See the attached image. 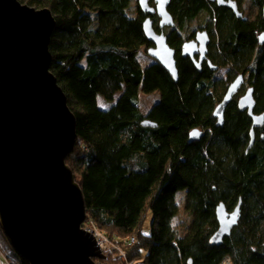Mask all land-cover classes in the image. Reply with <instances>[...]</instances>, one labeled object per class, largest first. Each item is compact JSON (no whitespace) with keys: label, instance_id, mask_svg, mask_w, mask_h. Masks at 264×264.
Returning a JSON list of instances; mask_svg holds the SVG:
<instances>
[{"label":"trees","instance_id":"trees-1","mask_svg":"<svg viewBox=\"0 0 264 264\" xmlns=\"http://www.w3.org/2000/svg\"><path fill=\"white\" fill-rule=\"evenodd\" d=\"M19 1L49 7L55 16L50 70L76 116L75 150L66 161L81 185L87 218L136 264H223L227 258L231 264H264V124L255 127L249 146L253 119L235 98L223 125L213 115L239 72L253 87L254 111L264 113V44L256 38L263 17L242 19L209 0H171L168 9L178 27L168 41L178 52L175 79L159 62L139 61L140 50L148 54L153 43L138 0ZM202 12L212 30L213 61L230 69L225 79H214L209 66L197 70L179 53L182 27ZM155 91L160 99L147 112L140 110V92ZM99 96L113 104L101 107ZM197 128L205 135L189 141ZM179 192L190 215L183 234L175 220ZM239 201L237 225L213 245L216 206L224 202L232 211ZM0 239L13 264H29L2 228Z\"/></svg>","mask_w":264,"mask_h":264},{"label":"water","instance_id":"water-1","mask_svg":"<svg viewBox=\"0 0 264 264\" xmlns=\"http://www.w3.org/2000/svg\"><path fill=\"white\" fill-rule=\"evenodd\" d=\"M138 1L144 12H155L149 0ZM170 2L156 0L162 27L175 24L168 9ZM218 3L241 16L235 1ZM55 27V16L49 7L0 0V228L11 247L29 264H95L94 257L105 256L93 235L81 227L87 219L84 194L66 161L75 150L76 116L50 70L49 43ZM143 29L147 40L154 44L148 54L178 79L175 49L167 42L165 31L156 32L149 16ZM259 38L263 43L264 32ZM198 41L204 56L208 33L200 32ZM197 44L194 40L185 42L182 53L194 56ZM243 81L240 74L229 83L213 113L217 126L223 125L227 105ZM238 106L253 119L252 146L255 127L264 124V113L253 111V87L241 94ZM143 125L157 126L148 120ZM202 136V130L193 129L189 141ZM216 207L219 226L210 238L213 245L221 244L237 225L241 201L232 211L224 202Z\"/></svg>","mask_w":264,"mask_h":264},{"label":"flooded vegetation","instance_id":"flooded-vegetation-1","mask_svg":"<svg viewBox=\"0 0 264 264\" xmlns=\"http://www.w3.org/2000/svg\"><path fill=\"white\" fill-rule=\"evenodd\" d=\"M210 2L212 3H216L217 6L219 7H227L229 8L230 10L233 11V9H231L230 7L228 6H223V5H219L218 3V0H214V1H211L209 0ZM227 1V0H225ZM232 1H235L238 5V8L240 9V5H239V2L238 0H232ZM149 5L150 7L154 8L155 9V12H147V15L151 18V20L153 21V26L156 30V32H162L165 31V34L167 35V42L169 41V36L171 35V33L173 32L172 30L173 29H176L178 30V27H177V19H175L174 15L173 16V19L175 20V24L174 25H170V26H165V27H162L160 25V22H161V16L159 15V12H158V9H156V6H157V3H156V0H149ZM252 5L256 6L257 8V12L256 14L254 15V17L251 18V16H244V13H242V11L240 10V13H241V16H237L236 13L233 11V13L235 14L236 17H240L242 19H246V20H250V21H258L260 19V17H263L264 19V14H263V8H264V0H252ZM146 13V12H145ZM147 16V17H148ZM208 18L205 17V20H203L200 24H198L199 26H196L194 27L193 29H190V32H188L187 34H185L184 36V40L182 42V45H181V48H180V51L179 53H181V57L184 58V60L186 61V63H191L193 64V66L197 69V70H202L205 66H209L211 67L212 70H214V72L216 73L217 70L219 69H224L225 73H226V78L228 77V71L230 70L229 68H227L226 66H221L219 67L218 65H216V63L213 61V48H212V30H210V24L208 23ZM217 18H215L214 20V23L216 21ZM264 21V20H263ZM206 31L208 33V40H209V43L207 44L206 48H205V55L203 56L202 52H200L199 48L201 46V42L198 41V35H200V32H204ZM264 32L263 29H260L259 31H257V34H256V38L258 39V44L261 46L263 43L260 42V38H259V35L260 33ZM197 41L198 44H197V47H198V50L197 52L194 54V56H190V55H187L185 56L183 53H182V48H183V44L187 41ZM170 44V43H169ZM154 45V44H153ZM152 45V46H153ZM172 48L175 49V59H176V64H177V55H178V52L176 50L175 47H173L172 45H170ZM153 58V57H152ZM154 59V58H153ZM155 61H157L156 59H154ZM153 60V61H154ZM177 67H178V64H177ZM213 67H216V69H213ZM240 74H243L244 76V81H243V84L242 86L240 87V90L237 94H235L234 98L237 100L238 102V99L241 97V94L245 93L247 89L251 88L250 84L247 83V80H246V76L244 73H240L239 72V75ZM237 74L236 77L239 76ZM235 77V78H236ZM248 77V75H247ZM234 78V79H235ZM233 79V80H234ZM233 80H231L230 82H232ZM229 82V83H230ZM230 85V84H229ZM229 87V86H228ZM228 89V88H227ZM233 98V99H234ZM254 111V109H253ZM254 113H256L254 111ZM259 114V113H257ZM205 131H203V135H205Z\"/></svg>","mask_w":264,"mask_h":264},{"label":"rangeland","instance_id":"rangeland-1","mask_svg":"<svg viewBox=\"0 0 264 264\" xmlns=\"http://www.w3.org/2000/svg\"><path fill=\"white\" fill-rule=\"evenodd\" d=\"M239 5H240V9L242 13H244V16H251L254 17V15L257 12V8L256 6L252 5V0H238ZM37 7V6H36ZM41 8V7H38ZM208 16L207 14H205V12L200 13L197 17H194L191 21L187 22L185 24L184 27H182L181 30H183L184 34H187L188 32H190V28H194L196 26H199L198 24H200L203 20H205V17ZM139 61L143 66H147L148 64H150V62H152L154 59L151 57L150 54H147V52L144 50V48H142L139 52ZM224 69H219L217 70L216 74H215V78H222L225 79L226 78V73L224 72ZM120 95V92H118L115 96V101L118 98V96ZM160 94L159 92L155 91L152 92L151 94H146L143 92H140L139 94V108L140 110H142L143 112H147L148 109H150L152 107V104L156 103V101H158ZM99 104L101 107L103 108H107L109 106H111L113 104V102H106L103 97L99 96L98 98ZM115 103V102H114ZM178 201H179V207L181 209V211L179 212V215L176 217V224L178 225V229L180 231L181 234L185 233L187 226L189 225L190 222V215L187 213L186 209H185V198H184V194L183 192H179L178 193ZM151 219H152V214L150 211H148L147 216L145 217L144 220V224H143V230L146 232L149 230L150 225H151ZM2 241V239H0V242ZM1 245V243H0ZM2 247V246H1ZM111 257V261L114 260H118L115 257H112V255H110ZM226 261H229L228 258L225 259V261L223 262L226 263ZM113 264H119L118 261H114L112 262Z\"/></svg>","mask_w":264,"mask_h":264},{"label":"built area","instance_id":"built-area-1","mask_svg":"<svg viewBox=\"0 0 264 264\" xmlns=\"http://www.w3.org/2000/svg\"><path fill=\"white\" fill-rule=\"evenodd\" d=\"M82 229L93 235L96 246L99 247L101 253L104 254L105 258L94 257L95 264H113L112 262L118 261L119 264H136L135 261H130L127 256V251L122 248L114 239L106 235L102 230L100 231L96 224L89 218H87L82 224ZM136 236L129 237L128 243H135ZM115 257L118 260L107 261V258ZM0 264H13L12 261L8 258L6 251L0 245Z\"/></svg>","mask_w":264,"mask_h":264},{"label":"bare ground","instance_id":"bare-ground-1","mask_svg":"<svg viewBox=\"0 0 264 264\" xmlns=\"http://www.w3.org/2000/svg\"><path fill=\"white\" fill-rule=\"evenodd\" d=\"M224 264H231V263H229V261H226V263H224Z\"/></svg>","mask_w":264,"mask_h":264}]
</instances>
